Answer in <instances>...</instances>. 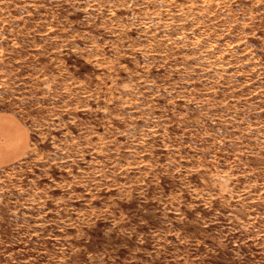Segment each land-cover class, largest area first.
Listing matches in <instances>:
<instances>
[{
  "label": "rangeland",
  "instance_id": "obj_1",
  "mask_svg": "<svg viewBox=\"0 0 264 264\" xmlns=\"http://www.w3.org/2000/svg\"><path fill=\"white\" fill-rule=\"evenodd\" d=\"M0 264H264V0H0Z\"/></svg>",
  "mask_w": 264,
  "mask_h": 264
},
{
  "label": "crops",
  "instance_id": "obj_2",
  "mask_svg": "<svg viewBox=\"0 0 264 264\" xmlns=\"http://www.w3.org/2000/svg\"><path fill=\"white\" fill-rule=\"evenodd\" d=\"M12 139L14 140L15 143H13V145L8 148V150H9L8 157L7 156L4 157L3 161H1V163H3V165L9 164L10 162L18 159L21 156L20 145L18 144L17 137L15 135H13Z\"/></svg>",
  "mask_w": 264,
  "mask_h": 264
}]
</instances>
